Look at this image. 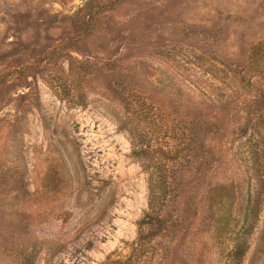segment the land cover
Returning <instances> with one entry per match:
<instances>
[{
    "label": "rangeland",
    "instance_id": "obj_1",
    "mask_svg": "<svg viewBox=\"0 0 264 264\" xmlns=\"http://www.w3.org/2000/svg\"><path fill=\"white\" fill-rule=\"evenodd\" d=\"M81 1L0 0V264H228L256 193L264 264V0ZM169 129L176 223L134 249Z\"/></svg>",
    "mask_w": 264,
    "mask_h": 264
},
{
    "label": "trees",
    "instance_id": "obj_2",
    "mask_svg": "<svg viewBox=\"0 0 264 264\" xmlns=\"http://www.w3.org/2000/svg\"><path fill=\"white\" fill-rule=\"evenodd\" d=\"M165 127L166 129L169 128L167 125ZM188 129L190 130V127ZM169 130L173 133L170 134L165 130L164 136L169 137V139L172 138L174 145L169 146V142L166 141L165 145L159 147L158 151L151 148L149 150L140 148V150L134 151V154H144L145 158H148L145 168L149 172L148 210L139 222L140 233L134 249L151 243L155 236L167 231L176 223L177 215H171L167 211L172 198V180H175L176 177L171 173V169L167 167L166 163L179 162L180 153L187 145V139L177 137L174 131ZM258 199H260V193H256L252 205L243 210V213H240V229L234 235L233 245L228 254V264H243L244 262V257L250 247V238L254 233L261 213ZM145 227H148L147 231H144ZM262 235H264V231Z\"/></svg>",
    "mask_w": 264,
    "mask_h": 264
},
{
    "label": "water",
    "instance_id": "obj_3",
    "mask_svg": "<svg viewBox=\"0 0 264 264\" xmlns=\"http://www.w3.org/2000/svg\"><path fill=\"white\" fill-rule=\"evenodd\" d=\"M87 2V0H82L80 3H78L77 5H84ZM76 5V6H77Z\"/></svg>",
    "mask_w": 264,
    "mask_h": 264
}]
</instances>
